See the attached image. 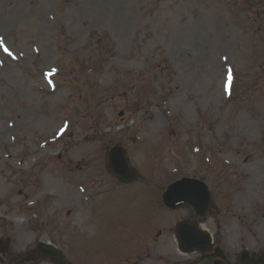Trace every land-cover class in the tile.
Listing matches in <instances>:
<instances>
[{"label":"rangeland","instance_id":"1","mask_svg":"<svg viewBox=\"0 0 264 264\" xmlns=\"http://www.w3.org/2000/svg\"><path fill=\"white\" fill-rule=\"evenodd\" d=\"M181 177L213 248L264 250V0H0V264H189L170 235L198 218L161 201Z\"/></svg>","mask_w":264,"mask_h":264},{"label":"water","instance_id":"2","mask_svg":"<svg viewBox=\"0 0 264 264\" xmlns=\"http://www.w3.org/2000/svg\"><path fill=\"white\" fill-rule=\"evenodd\" d=\"M108 160L110 162V167L113 172H115L117 175H120L126 181H131L133 179L132 170H130L128 167V163L123 147L119 145L113 146L109 153ZM207 194L208 192H206V195ZM192 203L196 204V201H192ZM203 210L204 213H206L207 206ZM0 243L3 242L0 241ZM39 249H43L44 253L50 255L51 257H58L61 255L60 251L56 250L54 247L49 245L39 244ZM258 263L264 264V257L260 256L256 261L253 262V264H258Z\"/></svg>","mask_w":264,"mask_h":264},{"label":"flooded vegetation","instance_id":"3","mask_svg":"<svg viewBox=\"0 0 264 264\" xmlns=\"http://www.w3.org/2000/svg\"><path fill=\"white\" fill-rule=\"evenodd\" d=\"M235 262H236V260L233 263H235ZM209 264H213V261H211Z\"/></svg>","mask_w":264,"mask_h":264},{"label":"snow or ice","instance_id":"4","mask_svg":"<svg viewBox=\"0 0 264 264\" xmlns=\"http://www.w3.org/2000/svg\"><path fill=\"white\" fill-rule=\"evenodd\" d=\"M229 79H231V77H229Z\"/></svg>","mask_w":264,"mask_h":264}]
</instances>
